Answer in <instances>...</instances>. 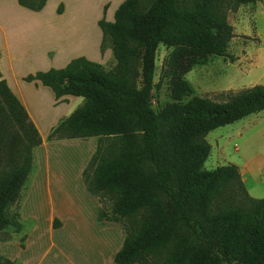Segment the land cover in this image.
Masks as SVG:
<instances>
[{
  "label": "trees",
  "instance_id": "obj_1",
  "mask_svg": "<svg viewBox=\"0 0 264 264\" xmlns=\"http://www.w3.org/2000/svg\"><path fill=\"white\" fill-rule=\"evenodd\" d=\"M47 1L16 0L32 12ZM261 1L124 0L112 22L104 18L105 7L97 23L100 53L109 43L112 69L79 57L23 79L49 88L56 101L83 100L48 140L97 139L82 179L91 196L109 205L98 209L97 220L122 224L113 264H264V199L250 197L235 165L202 169L211 151L207 135L264 111V85L223 92L213 101L192 96L185 78L197 59L237 61L228 52L236 37L228 13ZM160 45L170 50L162 80H169L172 104L156 112ZM41 144L0 73V233L21 230L20 193ZM125 176L133 177L127 185L120 182ZM0 264L16 263L0 256Z\"/></svg>",
  "mask_w": 264,
  "mask_h": 264
},
{
  "label": "rangeland",
  "instance_id": "obj_2",
  "mask_svg": "<svg viewBox=\"0 0 264 264\" xmlns=\"http://www.w3.org/2000/svg\"><path fill=\"white\" fill-rule=\"evenodd\" d=\"M105 1L50 0L44 12L47 19L41 21L36 19V16H30L32 11L20 7L16 0H0V51L4 53L6 38H9L8 45L12 52L18 50L24 56L34 57L35 55L39 59L36 63L29 60L28 64L24 63L20 66L13 63L11 67L9 60L3 58L0 62V69L44 140L51 128H54L62 120L60 118L70 110L71 105L66 108L53 109L55 98L51 91L37 82L36 86L29 85L23 82V79L29 75L34 76L37 72L63 68V59L57 61H51V59L44 62V58L47 51L51 53L60 50L70 51L67 48H71L70 53L81 52L89 58V61L100 64L105 70L112 69L116 62L110 44L106 43L103 54L100 53L102 34L97 23L102 19L105 7L104 18L112 22L115 8L124 0L115 1L113 6L110 3L105 4ZM59 5L63 8L60 14L56 11ZM5 14L11 15L13 21L20 24L18 29L15 28L7 32L8 34H5L2 29V25L6 22V19H2ZM227 22L236 34L229 44L228 52L237 57V61L231 64L214 56L197 59L196 64L185 76L193 89L192 96L220 101V95L223 92H236L255 85H264V9L255 10V4L242 5L236 12L228 13ZM44 23H48V26H41ZM244 32L249 36H243ZM169 53L170 50L164 46L158 47L153 83L159 87L153 90L152 99V107L156 112L172 104L169 80H162L164 60ZM72 56L75 55L68 56L69 60L74 58ZM188 100L189 98H186L183 102ZM66 101L68 102V100H63V102ZM263 127L264 114L259 113L250 116L247 120L210 132L206 141L211 146V151L202 169L211 171L231 164L228 162H239L240 158L246 156L247 153L257 152L264 159V133L260 136ZM235 129L243 130L241 138L236 137ZM259 136L261 137L260 143H257ZM34 156L35 166L20 193L18 206L25 200L28 205L38 207L35 215L43 222L49 218L51 207L57 210L58 206L66 200L69 205L77 204L79 200H82L83 204L88 207L87 212L91 219L94 208L98 207L99 210L109 208V205L105 204L99 196L93 197L89 193L75 197H64L60 194L61 186L57 180L60 178L61 183H67V181L75 183L73 166L78 168L86 159L87 154L80 148H76L73 144L69 146L48 145L45 150L44 148L43 150L36 149ZM262 167L264 168V165ZM36 173L37 178L34 177ZM132 178V176H125L120 182L127 185ZM258 178H260L257 186L260 192L259 197L264 198V169ZM251 185V181L250 184H246L250 194L255 196ZM18 206L16 204L11 207L9 213H14ZM26 223L25 221L23 225L26 226ZM115 225L120 227L122 233L124 232L122 224L116 223ZM21 236L22 234H17L14 229L8 228L0 233V240Z\"/></svg>",
  "mask_w": 264,
  "mask_h": 264
},
{
  "label": "crops",
  "instance_id": "obj_3",
  "mask_svg": "<svg viewBox=\"0 0 264 264\" xmlns=\"http://www.w3.org/2000/svg\"><path fill=\"white\" fill-rule=\"evenodd\" d=\"M115 1L117 0H106L105 4L110 3L113 6ZM49 2L50 0L47 1L46 6L40 12H31L30 16H36V19L41 21L46 20L47 17L45 16L44 12ZM117 8L118 7H116L115 9ZM258 9H264V0L255 4V10ZM2 19H6V22L4 23V25H2V29L5 34H8L7 32L9 31H13V29L15 28L18 29V27L20 26L19 22L16 24L13 21L11 15L5 14L3 15ZM41 26L47 27L48 23H44ZM243 36L248 37L249 35L245 34L244 32ZM6 39L7 44L4 51L6 55H3L4 53L0 51V62L3 58H7L9 60L10 66L13 67V63L19 64L20 66L24 63L28 64L29 60L35 61V63L36 61H39L38 57L36 58L35 55L34 57H31L29 55L24 56L18 50L12 52L11 47L8 45L9 38ZM67 50L72 51L71 48H67ZM70 51L64 50L62 52L60 50L58 52L52 53L50 51H47L44 62L50 61L51 59V61L63 59V67H65L72 59L75 58L84 57L89 60V58L84 54H81V52L70 53ZM69 55L75 56H72L74 58L69 60ZM0 73L2 79L6 81L8 87L13 93L12 86H10L8 79L5 78L1 69ZM28 84L36 86L35 82H31ZM18 100L20 101L19 98ZM63 100H68V102H63ZM53 102H55V107L52 106L53 109L66 108L71 105L70 110L66 112L65 116L60 118V120H64L82 104L83 100L82 98L66 96L61 98L60 100H54ZM260 113L264 114V111ZM29 115L30 114H28V116ZM250 116L240 121L247 120ZM29 118L30 120L32 119L31 116H29ZM52 129L53 128H51L50 132L52 131ZM234 131L236 133V137H242L243 130L235 129ZM50 132L47 134L45 140L39 132L42 144L37 148V150H43V148L45 150L46 146L48 145L69 146L70 144H73V146H76V148H80L81 151L87 154L85 161L81 165H79L78 168L76 166H73L75 183L74 181L61 183L62 181L60 178L57 180L58 184L61 186L60 194L62 196H85L88 192L86 191L83 183L82 172L86 168L91 156L96 149L97 139L90 138L86 140L74 139L49 141L48 135L50 134ZM263 133L264 127L261 130L260 136H263ZM260 136L257 140V143H260ZM228 163H231L238 168L248 194L254 199H264L263 197H259L260 192L257 188L260 179L258 177L264 169L262 167V165H264V159L261 158V155L257 152L247 153L246 156L240 158L239 162ZM37 175L38 174L36 173L34 177L37 178ZM249 180L251 181V187L255 196H252L250 194V190L246 186L247 183L250 184ZM87 208L88 207L83 204L82 200H79L77 204L72 205L67 204L66 200L64 201V203L58 206L57 210L51 207L49 218L43 222L37 219V216L35 215L38 207L28 205L25 200L22 201L19 205V222L21 225V230L18 233L16 232L17 234H22V236L14 237L12 239L0 240V256L12 262H15L16 264H113L114 257L122 246L124 236L122 230L120 229V227H117L115 225L116 223L98 221V207H96V209L94 208V214L91 219V216L87 212ZM25 221L27 222L26 226L23 225Z\"/></svg>",
  "mask_w": 264,
  "mask_h": 264
}]
</instances>
